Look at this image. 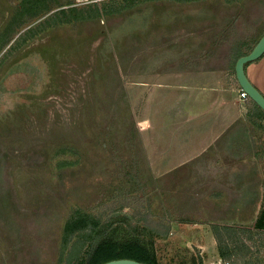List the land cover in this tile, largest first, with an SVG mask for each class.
Masks as SVG:
<instances>
[{"label": "rangeland", "instance_id": "obj_1", "mask_svg": "<svg viewBox=\"0 0 264 264\" xmlns=\"http://www.w3.org/2000/svg\"><path fill=\"white\" fill-rule=\"evenodd\" d=\"M20 2L0 0V39ZM73 5L90 14L21 43L24 28ZM40 18L0 49V264L75 263L62 228L86 213L109 224L105 237L127 238L105 249L111 259L141 257L134 237L162 264H264V230L250 217L263 201L228 224L252 237L239 232L222 257L212 225L225 218L191 195V169L146 167L139 124L146 81L178 56L196 50L219 66L249 51L263 34L264 0H73Z\"/></svg>", "mask_w": 264, "mask_h": 264}, {"label": "crops", "instance_id": "obj_2", "mask_svg": "<svg viewBox=\"0 0 264 264\" xmlns=\"http://www.w3.org/2000/svg\"><path fill=\"white\" fill-rule=\"evenodd\" d=\"M237 51L219 66L199 51L183 53L158 80L146 81L139 108L146 167L159 174L191 169V195L210 201L227 224L241 222L256 202L263 204L250 217L264 208V114L249 97L239 98ZM245 72L264 95V54L247 62Z\"/></svg>", "mask_w": 264, "mask_h": 264}, {"label": "trees", "instance_id": "obj_3", "mask_svg": "<svg viewBox=\"0 0 264 264\" xmlns=\"http://www.w3.org/2000/svg\"><path fill=\"white\" fill-rule=\"evenodd\" d=\"M73 0H21L20 6L16 8V12L14 16L11 17L6 25V38L0 39V49L8 44V42L12 39V35L16 34L19 29L26 27L28 23L37 20L40 16L47 10L52 9L53 7L60 6L63 4H72ZM93 9L94 13L98 14V8L94 3ZM107 8L104 7V10ZM85 10L81 7H77L75 5L70 6L69 8H59L53 13H49L48 15L40 18L34 24L29 25L28 27L24 28L18 37H22L21 43L25 42L26 39L29 37H33L39 32L43 31L47 27L52 25H56L58 23L63 22H73L79 19H83L88 17L87 15L90 14V10L88 12H84ZM4 29V31H5ZM2 33V32H1ZM1 35V34H0ZM252 48V46L250 47ZM246 52H242L239 50L237 51V55H235V60L242 54ZM246 65V64H245ZM251 100V99H250ZM252 101V100H251ZM253 102V101H252ZM253 104L259 108V106L253 102ZM259 110H262L259 108ZM262 113L264 114L263 110ZM262 213V216H261ZM264 208L259 213L256 221H255V230L258 231L264 230V224L262 223V219H264ZM78 217L80 221H76ZM70 219V220H69ZM63 224V232H62V249L67 251L66 256L67 259L68 253L73 251V257L75 263L73 264H102L103 262L107 261L108 258L105 254V249L109 247H115L112 244L114 242H123L127 240V238L122 239H115L114 237H105L106 232L108 231V223H101L98 218L94 217L91 213H86L83 215H71L70 218ZM72 221L74 223H72ZM165 229L159 234L154 232L155 234L165 235L167 233L168 228L164 227ZM249 227H236L230 226L228 224H224L223 226L220 225H212V231L218 240V250L219 254L222 257H226L232 251V246L229 245L228 241H243V235L250 234L252 237L251 230L248 229ZM136 230V229H135ZM241 232L238 235V233ZM153 234V232H152ZM156 235V236H158ZM75 236V237H74ZM73 237L74 242H78V246L76 249L72 248V244L68 246V241ZM97 237V239H96ZM112 241V242H111ZM114 241V242H113ZM128 241L134 242V246H138V251L142 252L141 257H133V259L139 260L146 264H162L158 261L154 249L152 245H147L146 242H143L139 239L128 238ZM94 242V243H93ZM85 248L87 249V255L85 254ZM84 249V250H83ZM101 253L100 256L96 257L97 254ZM85 257V258H84ZM132 258V257H126ZM180 264V263H177Z\"/></svg>", "mask_w": 264, "mask_h": 264}, {"label": "water", "instance_id": "obj_4", "mask_svg": "<svg viewBox=\"0 0 264 264\" xmlns=\"http://www.w3.org/2000/svg\"><path fill=\"white\" fill-rule=\"evenodd\" d=\"M264 54V32L253 45V47L245 54L240 55L234 64L235 77L241 86V89L246 92L248 97L255 102L264 112V95L262 92L249 80L245 72V64L253 61ZM102 264H146L133 258H117L110 259Z\"/></svg>", "mask_w": 264, "mask_h": 264}, {"label": "built area", "instance_id": "obj_5", "mask_svg": "<svg viewBox=\"0 0 264 264\" xmlns=\"http://www.w3.org/2000/svg\"><path fill=\"white\" fill-rule=\"evenodd\" d=\"M239 98L244 101L248 98V95L246 94L245 91H243L242 89H240L239 91ZM215 264H229V262H227L226 260H223V259H219L216 261Z\"/></svg>", "mask_w": 264, "mask_h": 264}, {"label": "bare ground", "instance_id": "obj_6", "mask_svg": "<svg viewBox=\"0 0 264 264\" xmlns=\"http://www.w3.org/2000/svg\"><path fill=\"white\" fill-rule=\"evenodd\" d=\"M140 124V123H139ZM215 261V260H214ZM211 263V262H210Z\"/></svg>", "mask_w": 264, "mask_h": 264}]
</instances>
